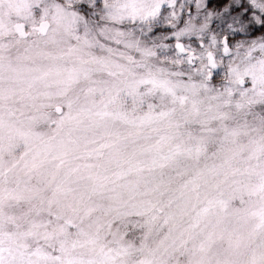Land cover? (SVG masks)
I'll return each instance as SVG.
<instances>
[{"label":"snow or ice","instance_id":"1","mask_svg":"<svg viewBox=\"0 0 264 264\" xmlns=\"http://www.w3.org/2000/svg\"><path fill=\"white\" fill-rule=\"evenodd\" d=\"M0 264H264V0H0Z\"/></svg>","mask_w":264,"mask_h":264}]
</instances>
